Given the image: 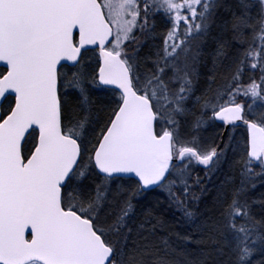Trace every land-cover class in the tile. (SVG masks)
Returning a JSON list of instances; mask_svg holds the SVG:
<instances>
[{"label":"snow or ice","instance_id":"snow-or-ice-1","mask_svg":"<svg viewBox=\"0 0 264 264\" xmlns=\"http://www.w3.org/2000/svg\"><path fill=\"white\" fill-rule=\"evenodd\" d=\"M0 264H264V0H0Z\"/></svg>","mask_w":264,"mask_h":264},{"label":"trees","instance_id":"trees-1","mask_svg":"<svg viewBox=\"0 0 264 264\" xmlns=\"http://www.w3.org/2000/svg\"><path fill=\"white\" fill-rule=\"evenodd\" d=\"M254 108L256 109V110H259L260 109V104H259V102L257 101V103L256 104H254ZM166 219H168V220H172V215H171V213H169L168 214V216L166 217ZM178 219H179V213H177V221H178ZM174 231H176V232H180V233H183L184 232V229L180 226V224L178 223V222H176L175 223V227H174ZM188 247L189 248H192L193 246L192 245H188Z\"/></svg>","mask_w":264,"mask_h":264}]
</instances>
